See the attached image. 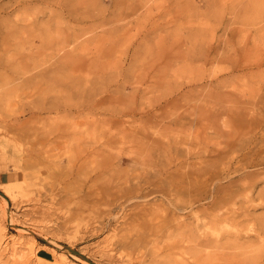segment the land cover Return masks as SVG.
<instances>
[{
  "label": "rangeland",
  "instance_id": "obj_1",
  "mask_svg": "<svg viewBox=\"0 0 264 264\" xmlns=\"http://www.w3.org/2000/svg\"><path fill=\"white\" fill-rule=\"evenodd\" d=\"M7 1L0 0L3 35L2 26L16 18L32 19L27 14L43 8L31 5L27 11L15 9L8 14L12 6L1 9ZM153 1L159 3L157 9L152 0H142L147 7L138 11L139 23L129 25L126 36L111 44L82 43L86 36H70L73 32L64 21L57 30L61 41L50 50L41 48L36 38L25 49L15 41L6 47L0 40V75L19 71L32 82L26 89L16 80H0V264H210L204 248L197 245L203 230L211 232L191 215L197 207L176 213L188 214L182 230L161 231L153 216L140 223L134 220L153 205L157 216L172 212L174 196H169L168 181L176 170L165 173L169 159L172 169L182 166V172L188 170L190 150L197 147L207 149L203 154L214 160L218 149L222 154L228 151L232 139L245 142L253 137L264 142V0ZM46 22L47 17H41L38 25L44 27ZM37 27L33 34L42 32ZM56 29L52 28V37ZM105 47L109 51L100 55ZM37 49H45L47 55L36 54ZM14 50L32 54L17 58ZM238 66L243 70L235 71ZM12 86L13 93L5 94ZM41 103L43 111L38 109ZM56 136L95 140L99 150L103 141L109 144L105 151L115 157L109 172L116 173L108 172L96 186L141 184L153 192L143 199L127 196L116 203L107 195L102 202L85 193L67 192L68 187L86 184L95 166L88 162L78 174L79 167H67L68 152L56 147L53 159H61L62 170L71 172L54 178L51 169L42 170L52 161L31 165L26 156L33 145L40 149L44 138ZM243 153L250 161L247 151ZM259 156L264 153L251 158L261 160ZM92 160L100 169L101 158ZM159 171L163 173L160 190L153 177ZM239 174L234 178L238 195L244 193L242 181L249 178L255 184L249 195L255 203L264 202V193L256 196L264 191V165ZM124 178L128 185L123 184ZM153 181L158 190L150 184ZM4 188L9 194L2 192ZM188 197L180 195L179 201L193 199ZM255 213L264 214V208ZM131 222L130 230L126 229ZM141 230L146 235L142 243L134 248L119 246L127 231L134 238Z\"/></svg>",
  "mask_w": 264,
  "mask_h": 264
},
{
  "label": "bare ground",
  "instance_id": "obj_2",
  "mask_svg": "<svg viewBox=\"0 0 264 264\" xmlns=\"http://www.w3.org/2000/svg\"><path fill=\"white\" fill-rule=\"evenodd\" d=\"M152 2H154L153 5L154 9H157L159 7V3L153 0ZM142 4H143L142 0H8L1 7V9L4 10L5 8L7 7L10 8L12 6V9L8 12V14H11V12L15 9L18 10L24 9V11H27L29 9V6L31 5H42L43 8L39 9V11L35 10V13H33L34 11L33 10L31 13L27 14L30 15L32 19L25 20V19L16 18V21L13 20L12 22L9 21L10 22L9 25L8 24L5 26L1 25L3 28H5V30H4V35L0 33L1 34L0 40L2 41V43L6 45V47L10 45V42H13L14 44L15 41L17 44L24 46L23 48L25 49L26 48L25 44L28 46H32L31 42H33L34 39L36 38L40 40L41 48L47 46L48 48L46 47L45 48L50 50L61 41V36L59 34L60 32H58L57 30H59L58 29L59 27L61 28L60 21L61 22L64 21V23H66V25L70 27L73 32V34L70 36L74 35L76 39H78L77 36L80 37L86 36L84 41H82V43L87 44L88 42H95L97 45L100 46L111 44L114 41L121 40L126 36L129 25H132L134 23H136L137 25L138 11L144 6L147 7V5H145L147 3H145L144 6H142ZM44 16L47 17V22L44 27H40L42 24L38 25L39 20L41 17L43 18ZM19 19L21 20V23L17 22L19 21ZM0 23H2V20ZM37 26L42 28V32L36 35L33 34L32 32L38 29ZM54 27H57L56 29L57 32H56V36L52 37L51 33H52V28ZM2 30L0 32L3 33ZM75 33H80V34L76 35ZM67 38H69V36H67ZM40 49H37L36 52L35 51L34 52L38 55H43V54L44 56L47 55V53H45L44 51L45 49L44 50L43 49L40 50ZM101 49L102 50L99 53L100 55H103L104 53H107L109 51V48L107 47ZM15 51L16 50H14V54L17 56V58L32 54L31 52H18V51L15 52ZM73 51L74 50H72L71 53H73ZM36 54L33 53V55ZM53 54L55 53L51 51L50 55L52 56ZM88 54H93V52L90 51ZM21 66L24 67L23 68L24 74L28 73L27 70L28 66L25 64ZM242 70L243 68L239 66L236 67L235 69V71H242ZM12 73L13 72H11L10 74ZM0 80L2 83L3 82L11 83L16 80L17 82H19V84H21L22 87H27L26 89H28V86L31 82V78L29 76L27 75L24 76L23 74L22 76H20L19 71L10 76H5V74L0 75ZM217 81L218 83H222L224 79H217ZM14 90L15 88L12 86L6 88L4 92L5 94H9V93H13ZM24 90L25 88H23V91ZM38 109L39 111L45 110L46 108L44 103L39 104ZM29 120H31V118ZM34 120L36 121V119ZM41 129L42 128H40V130ZM258 129H260V127ZM43 135H48V133L47 134L43 133ZM46 139L47 140H45L44 138V140L41 141L40 149H37L36 147L37 145L36 146L33 145L26 153V156L31 165H36V163L38 165L40 164L43 165L44 164L43 161H45L46 159L54 162V164H52V162L49 163V165L45 164L44 165L45 168L43 169L41 168L42 170H45L46 168L48 170L51 169L49 171L51 172L50 177L53 176L54 178L62 177L64 174L69 175L71 172V170H62L61 168L62 165L60 164L61 159L57 161L53 159V157L55 156L53 151H55L56 147H61L60 150H62L63 148L64 150H66L65 151L66 153L67 152L69 153V154L67 153L68 156L66 155L68 157L67 167L69 168L79 167L80 170H78V174H80L82 170L87 168L86 165L88 162H90L93 166H95V168L91 166V169L94 168L98 171L96 172V170H94L95 173L93 174V176L86 175L87 176L86 184H79V182L77 181L79 185H77L75 188L68 187L67 192H71L73 195L75 193L76 194L85 193L87 197L94 196L93 199L96 201L104 200L106 197L105 195H107L106 197L107 200H110L111 198L112 201L114 200V202L115 201L118 202L119 200L125 201L127 196H129L130 197L129 199L132 200L140 197L143 199L153 192V191H149L150 189L149 190L146 189V187L145 186L143 187L141 184L135 185L134 187L131 185L130 186L123 185V187L121 188L120 185L121 183H118L117 186H115L117 188L116 190H114L115 187L111 186L110 183L104 184L103 186H96V182L100 179L105 178L106 174H108V172L111 171L110 161H112L115 158L114 156L113 158L111 154L106 153L105 148L106 147L108 148L107 145H109L106 141L102 142L103 143L101 144L102 149L99 150L98 148H96L97 144H99L97 141L95 140L89 141L81 137L59 138L56 136L55 138L52 139H48V138ZM251 139L245 142L244 141L238 142L236 140L232 141L233 139L231 141H228L227 143L228 151L222 154V150L218 149V151H216L215 153L216 158L214 157L215 158L214 160L207 159L206 154H203L207 152L206 151L207 149L205 150V152L203 150H197V148L199 149V147H197L194 150H190L188 154V159L190 160V162L188 163L189 165L187 171H182V172L179 171V169L182 166L177 167L176 169H172L171 167L172 160L169 159L167 165H170V168H167L165 170V173H173L172 171L176 170L175 171L176 176L170 177L172 178V180L168 181L169 183H171V186L169 188L170 189L169 196H174L172 197L174 198L172 199L173 202L170 201V203H172L171 205L173 208L172 212L168 214L165 212V215L160 217L157 216V214L154 211V208L155 210L157 208L153 207L154 205L149 206L148 208L143 210L142 213L140 212V214H138V217L134 220V222L138 220V222L140 223L142 222V219H146L148 217L147 219L149 220V218L153 216L154 218L152 219V221H155L153 222V224L155 225V227H158L159 230L161 231L171 228L182 230L185 218L186 219L188 218L187 216L188 214L186 216L179 217L176 216V213L177 212L184 213V211L191 212L193 211L194 207H197V209L191 215L195 217L194 219L199 220L200 223L203 224V227L205 225L206 228L211 231V232H207L203 230V232H201V234L197 238V245H200L202 246L201 248H204L206 254L204 255L205 259L210 264H264V214L258 215L255 213L256 210L260 208H264V202L255 203L254 198L249 195V193L252 191V188H254L255 185L254 183H251L252 181L249 182V178L247 180L242 181L241 188H243L244 193L241 195H238V189H235L237 184L235 181L236 179L234 180L236 176L240 175L239 174L240 172L242 173L243 171H246L248 168L251 167H258L260 165H264V156L262 157L259 156L261 160H257V158L254 159V157L251 158L252 156L258 157V155L264 153V146H262L261 144L264 142L259 143L260 141L253 137H251ZM254 147L255 149H253ZM204 148H206V146H204ZM243 150L247 151V154L250 156L249 159L250 161H248L245 152H244L245 154L243 153V155L240 154ZM52 152L54 156L51 155ZM95 156L97 158L98 157L101 158V160H99L100 169L97 168L98 165L97 164L95 165L94 160H92L94 159ZM241 156L242 158H240ZM145 161L146 160H143V162ZM115 167H117V165ZM115 169L116 168H114V170ZM114 172L116 173V171ZM111 173L110 175H112ZM85 174H87V172ZM162 174H163L162 171H159L158 173L157 172L153 173L154 175L153 177L157 178L159 183L158 189L162 187L160 185V183L162 182ZM117 178H119L120 180L119 176ZM125 178L123 180H125ZM175 178L177 179L175 180ZM224 180L227 183H222ZM122 182L124 184L126 180ZM155 182L153 181L150 184L156 186L154 190H158L156 189L157 184ZM248 182L251 183V185L248 186L247 185ZM88 183H91L90 186H87ZM167 188L168 187H166V189ZM248 188L250 189L247 190ZM75 189L78 190L76 191ZM2 192L4 194L7 193L9 194V189L4 188L2 189ZM262 193H264V191H258L256 196L260 197ZM180 195L181 196L187 195L189 197L192 196L190 197V199L191 198L193 199L190 200L189 202H187L188 201L187 199H186L187 201L181 202L179 201ZM175 196H179L178 199ZM182 198L180 200H182ZM121 208L122 207H120L119 209ZM158 212H159V207H158ZM162 214L164 213L162 212ZM134 222L125 225V228L130 230L129 227L130 225L134 224ZM208 224H211L212 226ZM127 232L126 235H123V239L118 241L119 246L121 248H128V247L134 248L135 245L142 243L144 239L143 236H146L143 234L142 230L140 234H137L136 237L134 238L128 235Z\"/></svg>",
  "mask_w": 264,
  "mask_h": 264
},
{
  "label": "water",
  "instance_id": "obj_3",
  "mask_svg": "<svg viewBox=\"0 0 264 264\" xmlns=\"http://www.w3.org/2000/svg\"><path fill=\"white\" fill-rule=\"evenodd\" d=\"M70 251H72L71 249H69Z\"/></svg>",
  "mask_w": 264,
  "mask_h": 264
}]
</instances>
